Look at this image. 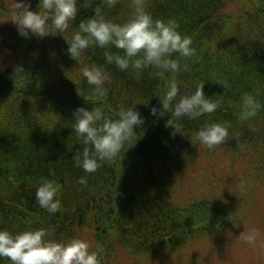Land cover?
Masks as SVG:
<instances>
[{"label": "trees", "instance_id": "obj_1", "mask_svg": "<svg viewBox=\"0 0 264 264\" xmlns=\"http://www.w3.org/2000/svg\"><path fill=\"white\" fill-rule=\"evenodd\" d=\"M13 3L0 0V51H11L0 67V228H46L56 241L83 239L101 264H203L205 250L243 243L241 232L264 234V109L250 121L236 120L242 93L264 103V0H147L154 18L178 20L196 50L179 74L181 94L205 82V94L221 102L210 116L192 121L151 114L153 106L161 107L155 95L162 81L149 70L104 65L100 48L85 50L79 63L68 55L65 39L81 19L100 6L122 23L131 0L113 9L100 0H78L77 18L64 37L42 38L18 33ZM37 4L31 0L33 10ZM86 64L105 66L106 96H97L82 77ZM221 81L230 87L216 83ZM100 103L110 116L138 103L145 119L114 163L86 174L73 162L81 148L73 113ZM205 120L231 123L229 139L212 150L194 139ZM49 125L55 128L48 131ZM221 164H228L231 176L215 172ZM81 176L86 186L77 182ZM41 177L60 184L56 214L35 202ZM0 264L11 262L0 258Z\"/></svg>", "mask_w": 264, "mask_h": 264}, {"label": "clouds", "instance_id": "obj_2", "mask_svg": "<svg viewBox=\"0 0 264 264\" xmlns=\"http://www.w3.org/2000/svg\"><path fill=\"white\" fill-rule=\"evenodd\" d=\"M77 2L38 0L33 10L31 0H14L10 9L11 21L25 38L30 35L38 38L50 34L63 36L70 22L77 18ZM118 3L120 0H100V4L108 9L115 8ZM130 7L132 10L128 19L121 23L108 18L101 7L96 6L92 15L79 21L70 39L64 38L70 58L79 63L85 50L100 48L104 50V65H114L122 72L131 70L137 74L149 70L150 76L162 81V88L155 95L159 97L161 107L151 108L153 116L163 117L169 113L170 119L183 121L186 118L192 121L216 112L221 102L205 94V82L195 83L186 87L182 94L180 92L183 82L179 74L188 70L186 61L196 54V50L192 47L191 37L180 31L178 20L172 17L154 18L147 0H131ZM112 48L120 51L113 52ZM104 65L86 64L81 70L82 77L88 85L93 86L94 93L99 97L107 95L105 82L110 79ZM16 70L22 71V68ZM216 83L224 89L230 87L227 81ZM136 104L119 107L114 116L105 111L102 103L94 104L91 110L78 107L74 111L72 129L81 145L73 157L75 167L91 174L104 164L116 161L125 145L133 140L135 129L144 123L145 118L135 109ZM262 109L264 103L257 96L242 93L236 120L239 123L250 121ZM54 128L49 125L45 129L51 131ZM230 128L229 121L205 120L195 132L194 139L212 150L229 139ZM77 182L87 185L85 176L79 177ZM60 196L59 183L47 177L39 179L35 188V202L39 208L56 214L61 208ZM51 235L46 228H27L16 232L0 228V258H7L11 264H101L99 253L90 250L85 240L73 238L56 241L49 238ZM257 235V230L253 228L241 232L239 238L251 245Z\"/></svg>", "mask_w": 264, "mask_h": 264}, {"label": "rangeland", "instance_id": "obj_3", "mask_svg": "<svg viewBox=\"0 0 264 264\" xmlns=\"http://www.w3.org/2000/svg\"><path fill=\"white\" fill-rule=\"evenodd\" d=\"M233 7V9L236 8L235 5H233ZM0 32H2V30ZM8 51L11 52L10 50ZM8 51H0V67L8 57ZM215 172L220 174L223 173L224 176H227L228 174L231 176L228 164L217 166ZM207 173H203L198 177L199 184L206 179ZM257 232V239L251 245L245 242H234L233 245L228 247L227 251L219 248L207 254V251L205 250L202 260L203 264H264V234L260 230H257Z\"/></svg>", "mask_w": 264, "mask_h": 264}]
</instances>
